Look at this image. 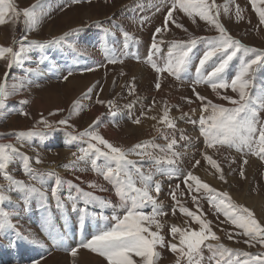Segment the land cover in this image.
Listing matches in <instances>:
<instances>
[{
    "label": "rangeland",
    "instance_id": "374dc122",
    "mask_svg": "<svg viewBox=\"0 0 264 264\" xmlns=\"http://www.w3.org/2000/svg\"><path fill=\"white\" fill-rule=\"evenodd\" d=\"M13 2L22 11L36 4L37 0ZM48 3V14L37 29L27 33L29 41L46 43L48 46L43 50H30L27 53L29 58L21 65H13L11 69L8 68L7 60H0V82H5L6 73L8 85L31 82L23 83L19 91L8 96L4 107L0 108V143L12 144L27 155L34 171L43 175V183L31 180L24 173L23 162L18 156L9 163L7 172L15 180L33 185L47 196L45 211L38 196H34L26 207L20 191L0 192L10 198V203L6 202L4 207L14 213L12 222L16 225V231L38 241L34 244L20 239L13 231L0 235V264H37V261L39 264H80L83 256L94 258L95 264H107L104 257L79 245L90 240L100 230L112 227L115 223L112 220L113 215H122V210L117 209L114 212L113 207L90 204L87 206L88 215L81 223L80 213L73 211L72 203L66 199L67 183L60 192L63 206L58 208L56 197L51 194L55 177L48 176L47 173L55 172L63 181H72L85 191H94L95 195L110 201L113 206L119 205V197L115 194L113 185L97 175L91 169L90 163L80 162L78 168L66 167L76 160L74 152L79 155L80 149L87 147L84 141L72 139L69 133L76 135L83 132L98 120L96 131L114 146L131 149L145 141L166 146L169 140L156 131L159 127L163 132L169 133L171 138L172 130L159 123L165 106L170 109L169 115L176 123L177 144L173 149L179 153L176 168H179V164L184 171L178 170L177 175L162 178L156 173L152 160L141 159L135 154L128 157L137 166H142L145 173L151 172L154 180L162 185L157 202L167 214L158 218L163 225L160 232L165 237V247L157 249L161 253L158 264H172L171 260H174L173 264L176 262L175 254L167 247L168 242L172 241V225L199 229V225L192 218L179 212L176 201L170 194L172 192L176 193L177 200L184 207L211 222V230L219 240H210L207 243L223 244L229 249L252 254L264 253V247L258 243L255 247H249L244 242L247 237L237 235L242 230L236 228L223 213L209 203L205 190L190 193L182 182L187 171L196 165V161L189 160L188 155L202 150V156L197 154L200 166L193 174L217 193L226 192L232 202L251 210L256 219L264 224V160L254 154L237 152L234 148L220 147L217 151L203 146V140L199 136V124L189 122V119L198 121L202 114L201 102L193 93V88L207 100L210 98L214 104L226 107L231 105L220 99V95L236 97L230 89L226 92L218 90V95L207 84H194L195 69L207 47V39L219 35L214 26L198 16L188 17L179 8L173 12L174 20L183 27L178 28L169 22L167 30L157 37L163 43L151 59L158 65L163 64V58L172 42H186L197 38L192 53V66L182 74V79H176L167 72L157 73L149 62L153 34L157 28L164 26L171 0H80L79 3L48 0ZM215 4L220 9L219 22L233 39L247 47L264 50V24L260 23L250 0H215ZM257 7L264 8V4L257 0ZM237 8L240 10L239 19L236 15ZM25 30L23 17L19 22H8L0 26V47H13L18 50V42L26 34ZM124 33L132 38L127 45ZM61 37L63 40L59 44L48 43ZM112 55L121 58L122 62L109 63ZM237 64L238 61L234 59L229 66V73ZM68 72L72 75L65 81L63 77ZM157 82L161 85L159 90L155 86ZM254 83L257 87L264 85V69L257 70ZM132 85L134 90L130 94ZM89 89L92 90L91 93ZM97 100L105 103H97ZM189 100L192 101L191 104L188 103ZM23 101L27 103H21ZM109 101L114 106L111 110L117 112L116 117L110 115L107 103ZM77 102L80 106L74 108ZM22 112H27L28 115L25 116ZM261 117L264 118V113H261ZM45 119L55 125L53 131L44 129L47 133L44 137L17 139L18 133L43 128L39 122ZM61 119H68L71 127L57 124ZM135 119H140V123H134ZM182 134L185 139H180ZM155 155L162 156L167 153L156 150ZM205 155L211 156L220 164L223 180L220 179V173L205 159ZM37 158L41 163H35ZM245 160L247 164L244 163ZM98 163H102V160ZM252 163L253 166L250 167ZM80 167L86 170L79 171ZM159 167L163 168L165 165L161 164ZM91 182L102 185L107 190H93L89 187ZM176 185H179L178 189ZM0 186L5 190L9 187V182L2 174ZM193 196L197 197L199 210ZM78 207H84L83 203ZM174 207L177 208L175 215L172 213ZM144 211L150 212L151 208H145ZM50 231L52 235L59 234L62 243L57 244L49 235ZM229 234L232 239H229ZM73 248H78L76 257L71 255L70 250ZM208 255L209 252L205 249L204 256ZM204 264L208 262L205 261Z\"/></svg>",
    "mask_w": 264,
    "mask_h": 264
},
{
    "label": "snow or ice",
    "instance_id": "6c2138e0",
    "mask_svg": "<svg viewBox=\"0 0 264 264\" xmlns=\"http://www.w3.org/2000/svg\"><path fill=\"white\" fill-rule=\"evenodd\" d=\"M69 2L79 3L80 0H69ZM250 2L259 16L260 23L264 24V8L257 7V0H250ZM260 3L264 4V0H260ZM177 8L188 17L198 16L202 21L214 26L219 33L217 37L206 41L207 47L199 58L195 69L194 84H207L218 95V90L226 92L229 89L236 94L235 98L229 95H220V99L231 105L226 107L207 100L206 97L193 88V93L201 102L202 114L198 121L189 119V122L199 124V130L205 138L206 147L217 151L220 147L234 148L237 152H242L245 155L254 154L264 160V118L261 117V113H264V85L257 87L254 83L257 70L264 69V50L247 47L229 35L225 27L219 22L220 9L216 6L215 0H212V3H209V0H171V8L166 14L164 26L157 28L153 34L149 55V62L159 74L167 72L176 79H182V74L187 72L193 63L192 53L197 38H192L186 42H172L166 57L163 58V64L158 65L151 59L152 55L159 51V45L163 43V40L157 39V37L161 32L167 30L168 23L172 22L178 28L183 27L173 18V12ZM49 11L48 0H37L36 4L22 11L17 8L13 0H0V26L8 22H19L21 17H23V22L26 25V34L18 42V50H14L13 47H0V60H7L9 69L13 65H21L27 60L29 58L27 53L30 50H43L48 46L46 43L29 41L27 33L37 29ZM236 15L239 19V8H237ZM124 39L125 45H127L132 38L128 33H124ZM61 40H63V37L48 43L59 44ZM234 59L238 61V64L233 66V71L229 73V66ZM210 61L211 63H209ZM108 62H122V59L112 55L109 57ZM70 75L72 73L68 72L63 79L66 81ZM23 83L31 82L8 85L6 73L5 82H0V108L4 107L5 99L8 96L19 91ZM155 86L157 90L161 87L159 82ZM133 90L134 85L130 88V94ZM88 91L91 93L92 90L89 89ZM21 103H27V101ZM97 103L103 104L105 102L97 100ZM107 103L110 108V115L116 117L117 112L111 110L114 107L112 102ZM188 103L191 104L192 101L189 100ZM79 106L77 102L74 108H79ZM193 111L195 110L193 109ZM169 112L170 109L165 106L159 123L172 130L171 138L169 133L163 132L159 127L156 128V131L161 133L164 139L169 140L166 146L157 145L154 141L138 143L131 149L114 146L96 131L98 120L94 121L93 125H90L83 132L76 135L69 133L72 139L84 141L87 147L80 149L79 155L74 152L73 156L76 157V160L66 167L78 168L80 162L90 163L91 169L97 175L102 176L105 181L113 185L115 194L119 197V205L113 206L110 201L95 195L94 191H85L72 181H63L55 172L47 173L48 176L55 177L51 194L56 197L58 208L63 206L64 201L60 198V192L67 183L66 199L72 203L73 211L80 213L81 223L88 215L87 206L90 204L113 207L114 212L117 209L122 210V215H113L112 220L115 223L112 227L100 230L90 240L81 242L79 245V247L86 248L104 257L107 264H158L161 253L157 249L165 247V237L160 232L163 225L158 218L167 213L162 210L161 205L157 202V196L162 185L159 181L154 180V175L151 172L145 173L142 166H137V163L128 159V157L135 154L141 159L152 160L157 174L167 175L169 178L178 174L176 164L179 153L173 150L177 144L175 139L176 123L170 117ZM21 114L28 115L27 112ZM52 115H55V113H52ZM152 119H156V117H152ZM133 122L139 124L140 119H135ZM56 123L71 127L68 119H61ZM39 124H42L43 128L38 131L18 133L16 134L17 139L21 140L32 136L44 137L47 134L44 129L49 131L55 129V125L49 123L46 119L41 120ZM180 139H185L183 134ZM156 150L167 153V155L157 156L155 155ZM17 156L23 162L24 173L31 180L43 183V175L34 171L27 155L20 152L12 144L0 143V174L9 182V187L6 190L3 186H0V192L20 191L26 207L29 206V202L34 196H38L42 209L46 211V193L33 185L15 180L7 172L9 163ZM205 159L220 173V179L223 180L224 175L220 164L211 156L205 155ZM101 160L102 163H98ZM35 163H41L40 159L37 158ZM244 163L247 164V160ZM161 164H164L165 167H159ZM196 164L198 165L199 161H196ZM85 170V168H79V171ZM241 175L243 176V171H241ZM77 179L79 178L77 177ZM183 183L190 193L193 191L198 193L201 189L205 190L209 203L223 213L236 228L242 230V233H237V235L242 234L247 237L244 242L249 247H255L257 243L264 247V224L256 219L251 210L232 202L226 192L217 193L214 188L203 183L192 172L186 174ZM89 187L93 190H107L102 185L94 182L89 183ZM176 188L178 189L179 185H176ZM170 194L172 199L176 201L179 212L192 218L199 225L198 230L181 228L176 225L171 226L172 241L168 242L167 247L176 256L175 264H204L205 261L208 264H264V253L252 254L229 249L223 244L213 245L207 243L210 240H219V237L211 230V222L202 219L201 215H197L196 212L184 207L177 200L175 192ZM192 199L197 204V210H199L197 197L193 196ZM6 202L10 203V198L0 194V235H6L9 231H13L20 239L34 244L38 243L34 238L29 239V237L16 231V225L12 222L14 213L4 207ZM81 202L84 207H78ZM148 207L151 208V211L145 212L144 209ZM176 210V207L172 209L173 215L176 214ZM45 220H47V216H45ZM49 235L57 241V244L62 243V237L59 234L52 235L50 231ZM232 238V235L229 234V239ZM205 249L209 252L207 257L204 256ZM70 252L73 257H76L78 248H73ZM37 264H39V261H37Z\"/></svg>",
    "mask_w": 264,
    "mask_h": 264
},
{
    "label": "crops",
    "instance_id": "0c3cea01",
    "mask_svg": "<svg viewBox=\"0 0 264 264\" xmlns=\"http://www.w3.org/2000/svg\"><path fill=\"white\" fill-rule=\"evenodd\" d=\"M199 136H200V138L203 140V143H201L203 146H206V145H204V143H206V141H205V138L201 135V133H199ZM201 141V140H200ZM201 153H202V150H199ZM200 152H197V153H192V155H188V158H189V160H192V161H199L200 159L199 158H197V154H199V156H202L201 155V153ZM203 163V162H202ZM198 166H200V162H199V164L197 165H195V166H193L192 168H190L188 171H187V173L188 172H192V173H196V171L198 170ZM205 166V165H204ZM178 170H180V171H184L183 170V168L178 164ZM201 170V169H200ZM160 175V174H159ZM195 175V174H194ZM160 176H162V178H169L167 175H160ZM182 182H183V178H182ZM203 200H204V198H203ZM87 253V252H86Z\"/></svg>",
    "mask_w": 264,
    "mask_h": 264
},
{
    "label": "bare ground",
    "instance_id": "6f19581e",
    "mask_svg": "<svg viewBox=\"0 0 264 264\" xmlns=\"http://www.w3.org/2000/svg\"><path fill=\"white\" fill-rule=\"evenodd\" d=\"M208 97V96H207ZM209 100H211L210 98H208ZM215 151V150H214ZM220 152V154H222V150H220L219 151ZM253 166V163L251 164V166L250 167H252ZM200 172V171H199ZM201 173V172H200ZM203 173V172H202ZM248 174H249V171H248ZM205 175V174H204ZM206 178V177H205ZM210 180H212V177H210L209 178ZM84 255V254H83ZM86 255V254H85ZM81 256V255H80ZM91 258V257H90ZM90 258H87L86 256H83V258H81L82 259V262L80 263V264H95V262H93L94 260V258L93 259H90ZM171 262H172V264H173V262H174V260H171ZM167 263V262H166ZM100 264V263H99Z\"/></svg>",
    "mask_w": 264,
    "mask_h": 264
}]
</instances>
